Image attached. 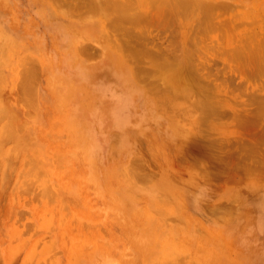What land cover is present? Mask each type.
Masks as SVG:
<instances>
[{
	"label": "rangeland",
	"instance_id": "rangeland-1",
	"mask_svg": "<svg viewBox=\"0 0 264 264\" xmlns=\"http://www.w3.org/2000/svg\"><path fill=\"white\" fill-rule=\"evenodd\" d=\"M77 2L0 0V264H264V0Z\"/></svg>",
	"mask_w": 264,
	"mask_h": 264
},
{
	"label": "bare ground",
	"instance_id": "bare-ground-1",
	"mask_svg": "<svg viewBox=\"0 0 264 264\" xmlns=\"http://www.w3.org/2000/svg\"><path fill=\"white\" fill-rule=\"evenodd\" d=\"M60 1H61V0H60ZM80 1H81V0H80ZM87 1H88V0H87ZM89 1H91V0H89ZM57 2H58V1H57ZM67 2H68V1H67ZM69 2H71V1H69ZM82 2H83V0H82ZM84 2H85V1H84ZM71 3H72V2H71ZM77 3H79V0H78ZM88 3H89V2H88ZM88 3H87V4H88ZM97 3H98V2H97ZM120 3H121V2H120ZM120 3H118V4H120ZM59 4L62 5L61 3H59ZM67 4H69V3H67ZM98 4H99V3H98ZM60 5H59V6H60ZM63 5H64V6H63ZM63 5H62V6H63V9H64L65 4H63ZM79 5H80V4H79ZM115 5H116V4H115ZM71 6H73V5H71ZM86 6L88 7V5H86ZM125 6H126V5H125ZM80 7H81V5H80ZM120 7H121V6H120ZM120 7H118V8L121 9ZM65 8H67V7H65ZM93 8H94V7H93ZM116 8H117V7H116ZM69 9H70V8H69ZM110 9H111V8H110ZM123 9H124V8L122 7V10H123ZM71 10H72V9H71ZM77 10H78V9H77ZM118 11H119V10H118ZM131 11H132V10H131ZM168 11H169V10H168ZM109 12H110V11H109ZM109 12H108V13H109ZM120 12H121V10H120ZM120 12H119V14H117V15H120V14H121ZM122 12L124 13V11H122ZM188 12H189V11H188ZM133 13H134V12H132V14H133ZM124 14H125V13H124ZM130 14H131V12H130ZM105 15H107V14H105ZM109 15H110V14H109ZM126 15H127V14H125V16H126ZM134 15H137V14L134 13ZM134 15H133V16H134ZM139 15H140V14H139ZM163 15H164V14H163ZM121 16H122V15H121ZM133 16H132V17H133ZM129 17H130V16H129ZM129 17H128V18H129ZM119 18H120V17H119ZM123 18L126 19V20H128L127 17L125 18V17L123 16ZM130 18H131V17H130ZM136 18H137V17H136ZM136 18H135V19H136ZM116 19H117V18H116ZM112 20H113V17H112V19L109 20V21H112ZM132 20H133V19H132ZM136 21H137V20H136ZM106 22H107V21H106ZM106 22H105V23H106ZM114 25H115V24H114ZM123 25H124V24H123ZM123 25H122V26H123ZM121 28H122V27H121ZM123 31H124V30H123ZM128 32H129V31H128ZM123 34H124V33H123ZM126 35H127V34H126ZM128 37H129V36H128ZM122 39H123V38H122ZM127 39H128V38H127ZM135 39H136V38H135ZM123 40H124V39H123ZM129 40H130V39H129ZM129 40H128V41H129ZM125 42H126V41H125ZM123 43H124V42H123ZM123 43H121L122 46H123ZM124 44H125V43H124ZM131 44H133V43H131ZM131 46H132V45H131ZM129 50H130V49H129ZM131 50H132V49H131ZM133 50H135V49L133 48ZM136 50H137V49H136ZM132 52H133V51H132ZM137 52H138V50H137ZM146 52H147V50H146ZM139 53H141V52L139 51ZM132 54H135V52L132 53ZM137 56L139 57V54H138ZM137 56H136V58H137ZM137 59H138V58H137ZM143 59H144V58H143ZM186 59H187V58H186ZM139 62H141V61H139ZM136 63H137V62H136ZM141 63H142V62H141ZM157 63H158V62H157ZM160 63H161V62H160ZM168 63H169V62H168ZM180 63H181V62H180ZM169 64H170V63H169ZM189 64H190V63H189ZM189 64H188V65H189ZM138 65H139V64H138ZM154 65H155V64H154ZM136 66H137V65H136ZM156 66H158V64H157ZM156 66H155V67H156ZM161 66H162V65H160V66H158V67L161 68ZM167 66H168V65H167ZM152 67H153V66H152ZM170 67H171V65H170ZM170 67H168V68H170ZM174 67H175V66H174ZM144 68H145V67H144ZM168 68H165V69H168ZM171 68H172V67H171ZM162 69H163V68H162ZM180 69H181V68H180ZM191 69H192V68H191ZM146 70H147V69H146ZM153 70L157 71L156 69H153ZM153 70H152V71H153ZM158 70H159V69H158ZM148 71H149V70H148ZM168 71H169V70H168ZM146 72H147V71H146ZM158 72H160V71H158ZM149 73H150V72H149ZM161 73H162V72H161ZM186 73H187V72H186ZM156 74H157V73H156ZM156 74H153V75H156ZM187 74H188V73H187ZM158 75H159V74H158ZM189 75H190V74H189ZM151 79H152V78H151ZM210 141H211V140H210ZM211 142H212V141H211ZM209 143H210V142H209ZM207 144H208V143H207ZM213 144H214V143H213ZM213 144H211V145H213ZM214 145H215V144H214ZM207 146H208V145H207ZM207 146H206V147H207ZM213 147H214V146H213ZM203 148H204V147H203ZM207 148H208V147H207ZM209 148H210V147H209ZM209 150H210V149H209ZM209 150H208V151H209ZM209 152H211V151H209ZM204 153H205V152H204ZM212 155H213V154H212ZM216 156H217V155H216ZM216 156H215V159H217ZM262 158H263V157H262ZM238 164H239V163H238ZM252 164H253V163H252ZM255 164H257V163H255ZM219 165H220V164H219ZM222 165H223V164H222ZM260 165H261V164H260ZM245 166H246V165H245ZM237 168H238V167H237ZM242 168H243V167H242ZM253 168H254V167H253ZM247 169H248V168H247ZM254 169H255V168H254ZM245 175H246V174H245ZM250 177H251V176H250Z\"/></svg>",
	"mask_w": 264,
	"mask_h": 264
}]
</instances>
